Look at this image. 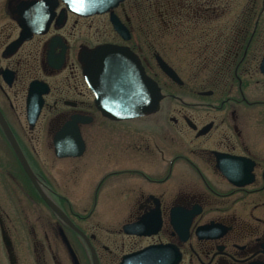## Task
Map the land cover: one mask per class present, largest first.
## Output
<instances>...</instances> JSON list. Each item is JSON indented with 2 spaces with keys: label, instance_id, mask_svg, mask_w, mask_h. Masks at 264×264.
<instances>
[{
  "label": "flooded vegetation",
  "instance_id": "obj_1",
  "mask_svg": "<svg viewBox=\"0 0 264 264\" xmlns=\"http://www.w3.org/2000/svg\"><path fill=\"white\" fill-rule=\"evenodd\" d=\"M36 1L42 0H0V112L11 132L0 120V207L29 208L35 264H64L58 236L70 258L66 264H74L63 232L80 264L72 235L92 255L48 201L90 238L99 264H123L125 257L154 246L167 249L152 256V264H264V0H127L114 13L130 31V40L116 32L120 41L96 43L89 38V20L106 16L113 27L111 13L81 16L66 10L64 23L58 24L66 9L60 2L48 31L34 33L11 51L25 31L21 13ZM130 1L159 13L161 23L147 25L148 53L161 70L160 55L182 84L161 70L168 79L162 85L150 72L148 57L136 45ZM157 41L192 54L193 72H183L182 78L155 48ZM107 43L128 46L139 55L148 76L162 88L158 112L114 121L97 109L79 58L82 51ZM34 81L45 82L49 92L31 125L28 95ZM168 99L179 108L165 104ZM75 116L88 119L80 124L85 152L59 158L56 140ZM70 159L65 179L58 163ZM80 169L85 172L81 178ZM107 191L114 199L103 198ZM105 201L117 208L115 227L96 216ZM190 217L187 236L181 225ZM137 223L144 224L139 231L145 234H128L126 226ZM39 225H44L40 231ZM14 228L10 215L0 213V264H25Z\"/></svg>",
  "mask_w": 264,
  "mask_h": 264
},
{
  "label": "water",
  "instance_id": "obj_2",
  "mask_svg": "<svg viewBox=\"0 0 264 264\" xmlns=\"http://www.w3.org/2000/svg\"><path fill=\"white\" fill-rule=\"evenodd\" d=\"M125 1L127 0H42L33 2L21 13L23 20L20 23L25 28V31H23L20 39L13 43L9 49L13 51L18 48L25 40H29L34 33H46L56 16V9L60 2L66 5V9L59 14L58 24L64 23L66 10L81 16L111 13V22L114 30L125 41H129L131 38L130 31L114 13V9L120 4L123 5ZM156 59L161 70L168 77L178 84H182V79L173 67L160 55H156ZM63 60L64 58L61 56L58 62L59 67L62 66ZM79 60L82 64L84 80L94 96V103L105 117L114 121L132 120L159 111L161 102L164 99L162 88L156 80L148 76L141 58L130 47L110 43L98 45L93 49L82 51ZM48 92L49 87L45 82L34 81L30 85L28 119L31 125H34L38 120L44 104L43 95ZM0 120L7 133L11 136L9 127L1 112ZM87 122L88 119L86 120V117L75 116L66 126V129L60 135V140H56V153L59 158L79 157L85 152V142L80 132V124ZM68 136L69 140H66ZM17 151L19 152V150ZM28 173L33 178L29 170ZM39 191L45 197L44 192L42 190ZM48 203L58 217L86 241L91 250L94 264H99L90 238L69 219L61 208L49 201ZM191 218L181 225L187 236L191 227ZM173 224L176 229H179L178 223L173 222ZM142 225L144 224L137 223L126 226V232L128 234L143 235L145 233L139 231ZM3 237L6 246L11 249L10 238L5 231H3ZM63 238L71 250L74 264H80L64 232ZM165 247L154 246L146 248L136 254L125 257L123 264H152V256L158 255L163 249L166 251L167 248Z\"/></svg>",
  "mask_w": 264,
  "mask_h": 264
},
{
  "label": "rangeland",
  "instance_id": "obj_3",
  "mask_svg": "<svg viewBox=\"0 0 264 264\" xmlns=\"http://www.w3.org/2000/svg\"><path fill=\"white\" fill-rule=\"evenodd\" d=\"M127 11L128 15L132 18L133 22L132 25L136 32V39L137 42H139L138 49L141 48L143 54L148 57V60L150 62L151 70L150 72L154 74L157 79L161 82L162 85H165L168 83L167 77L162 73V71L157 66V63L153 56L149 54V50L147 48V25L148 24H159L161 23V20L159 19V13L157 11H149L145 7L139 6L137 8L136 2H128L127 4ZM119 15L123 20H125L124 14L119 11ZM90 24L92 25V28H90V39L92 43L96 42H103V41H120L118 38V35L116 31L111 26L108 17H97L92 18L89 20ZM100 27V30L99 28ZM70 29V28H69ZM85 30H87L86 27H84ZM99 30V31H98ZM77 31V30H76ZM86 32V31H85ZM87 33V32H86ZM166 42V41H165ZM146 43V44H145ZM167 44V45H166ZM155 48L160 51V53L163 55V57L168 60L180 73V75L183 78V72H189L192 71L189 69V66L191 64V61L193 59L192 54H189V56L185 52H181L180 48L174 47L172 45H169L168 43H164L161 41L155 42ZM149 52V53H148ZM190 61V62H189ZM169 88H173L175 93H179V86L173 85L170 86L168 84ZM92 101V100H91ZM165 104H171L173 105V108H179L177 101H172L168 99ZM97 141V140H96ZM72 159L70 160H62L59 161L58 166L60 169H65L63 172V176L66 179L68 175L70 174V167L72 164ZM78 176L81 178L83 175H85L84 171L80 169V171L77 172ZM89 174H93V176L98 177L100 173L98 172H86ZM62 183H68V181L62 179ZM92 190V186L90 187ZM75 198V197H74ZM71 196V199H74ZM106 199H114V194H111L109 191L104 193V197ZM0 199H3L2 194L0 193ZM76 200V199H74ZM76 203V202H75ZM76 210L80 212H84L85 207H81L76 205ZM96 216L100 220L106 221L105 223H110L112 226H117L120 222L118 220V217L116 216V210L117 208L113 205H110L107 201L104 202L103 206L96 209ZM0 213L4 215H10L12 218V222L15 225L14 232L17 234V243L19 244V250L18 254L20 257V262L23 263L25 261V264H35L34 257H33V243L30 239L29 231L32 230L33 225V218H30L32 214H29V208L26 207V205H20L17 204L16 207L14 205L10 207V205L5 204L0 207ZM47 216L50 217L49 214ZM51 218V217H50ZM99 221V220H98ZM88 232L91 231L90 226L87 224H82ZM44 227V225H42ZM40 225L38 226V231L41 230ZM68 236L71 237L70 233H68ZM72 240L76 245V248L78 249V253L80 255V258L84 264H93L92 255H90L89 251H87V248L83 246L82 242L78 239V237L72 235ZM58 252H59V259L62 263L66 264V260L70 261L68 252L66 248L64 247L60 236H58ZM91 252V251H90ZM6 254V253H5ZM0 257L4 258V251L3 246L1 244L0 239ZM6 258V255H5ZM26 258L28 260L26 261Z\"/></svg>",
  "mask_w": 264,
  "mask_h": 264
},
{
  "label": "trees",
  "instance_id": "obj_4",
  "mask_svg": "<svg viewBox=\"0 0 264 264\" xmlns=\"http://www.w3.org/2000/svg\"><path fill=\"white\" fill-rule=\"evenodd\" d=\"M160 19V18H159Z\"/></svg>",
  "mask_w": 264,
  "mask_h": 264
}]
</instances>
